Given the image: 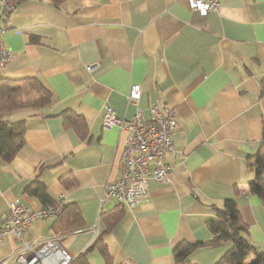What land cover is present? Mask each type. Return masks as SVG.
<instances>
[{"label":"crops","instance_id":"crops-1","mask_svg":"<svg viewBox=\"0 0 264 264\" xmlns=\"http://www.w3.org/2000/svg\"><path fill=\"white\" fill-rule=\"evenodd\" d=\"M15 3L3 34L13 57L0 77H38L52 99L5 115L25 120L26 130L13 159L0 157V220L14 198L43 206L28 192L40 182L53 200L76 204L83 224L56 234V216L37 219L25 241L58 236L77 256L103 236L113 264H175V246L211 239L208 220L234 198L250 240L264 249V203L250 190L248 165L264 129V0H221L207 15L186 0ZM134 84L141 85L138 105L128 99ZM156 100L177 111L174 151L165 157L171 179L150 178L149 200L136 208L116 199L101 206L105 185L120 176L127 137L103 126L105 105L131 118L138 108L149 115ZM64 110L83 117L85 135L65 124ZM19 243L5 235L0 261L16 264ZM232 245L196 247L190 262L217 264Z\"/></svg>","mask_w":264,"mask_h":264},{"label":"built area","instance_id":"built-area-1","mask_svg":"<svg viewBox=\"0 0 264 264\" xmlns=\"http://www.w3.org/2000/svg\"><path fill=\"white\" fill-rule=\"evenodd\" d=\"M191 8L202 15L218 12L221 0H186ZM13 0H0V65L8 63L12 51L3 40V34L11 27L9 14L16 8ZM141 85L134 84L128 94L129 101L138 105ZM149 115L138 108L131 118L120 117L109 104L102 114L104 127L118 126L127 132L125 145L119 157L120 176L105 185L100 198L101 206L110 199L136 208L149 200V179L168 182L171 179V164L165 159L174 151L173 135L176 132L177 111L168 102L156 100L150 104ZM65 201L31 208L20 198L9 202L6 216L0 220V240L12 234L20 241L15 249L16 264H69L73 255L60 243L58 236L43 240L25 241L23 234L31 224L41 218L58 215ZM0 264H8L6 260Z\"/></svg>","mask_w":264,"mask_h":264},{"label":"trees","instance_id":"trees-1","mask_svg":"<svg viewBox=\"0 0 264 264\" xmlns=\"http://www.w3.org/2000/svg\"><path fill=\"white\" fill-rule=\"evenodd\" d=\"M14 1L20 3L23 0ZM54 1L59 5L62 0ZM41 91H44L45 94ZM51 99L52 90L38 77L23 79L0 77V157L4 161H11L20 150L24 143L26 130L25 120L10 121L5 118V115L27 107L43 108L51 102ZM61 114L64 116L67 126H75L85 135L86 122L80 114L69 110H64ZM248 165L255 172V176L250 182V190L261 197L264 203V129L259 149L252 160H249ZM28 192L38 196L44 205L57 201L52 199L47 188L40 182L28 187ZM218 215V219L211 218L208 220V226L212 232L211 239L197 241L194 244L181 241L175 246V264H191L190 255L196 247H216L227 241H231L233 245L217 264H264V249L258 248L250 240L249 228L243 222L236 200L234 198L226 199ZM56 217L53 225L56 234L77 229L83 224L82 213L74 203H65ZM94 250L100 252L105 264H113V257L104 242L103 236H98L84 252L73 256L69 264H92L88 255Z\"/></svg>","mask_w":264,"mask_h":264},{"label":"rangeland","instance_id":"rangeland-1","mask_svg":"<svg viewBox=\"0 0 264 264\" xmlns=\"http://www.w3.org/2000/svg\"><path fill=\"white\" fill-rule=\"evenodd\" d=\"M41 92L44 93V91H41ZM44 94H45V93H44ZM46 95H47V94H46ZM47 96H48V95H47ZM88 258H89V260H90V262H91L92 264H101L100 259L94 255V252H93V251L89 253Z\"/></svg>","mask_w":264,"mask_h":264}]
</instances>
